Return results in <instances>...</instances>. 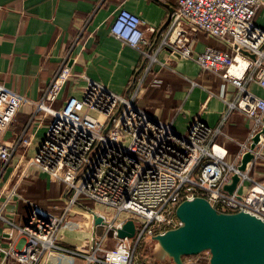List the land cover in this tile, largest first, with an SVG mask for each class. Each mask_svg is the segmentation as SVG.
I'll return each mask as SVG.
<instances>
[{
  "label": "built area",
  "instance_id": "1",
  "mask_svg": "<svg viewBox=\"0 0 264 264\" xmlns=\"http://www.w3.org/2000/svg\"><path fill=\"white\" fill-rule=\"evenodd\" d=\"M260 13L264 14V0H177L168 29L153 52L142 49L147 40L139 14L121 7L109 27L115 38L142 52L149 61L146 70L155 62L162 63L158 56L168 50L183 59H194L201 70L214 72L237 88V99L227 101V107L245 112L253 126L245 140L228 137L239 146L232 159L225 143L216 140L221 126L195 117L181 131L139 107L136 99L143 90V76L128 96L82 75L85 84L56 107L73 74L66 58L45 86L23 133L7 144L5 132L25 97L0 82V180L9 168L14 171L0 199V220L8 221L20 236L8 248L0 244V251L21 264H38L52 250L81 254L87 264H141L136 260L137 249L153 243L154 235L176 227L180 222L176 206L199 195L221 211L244 210L264 220V182L250 174L258 163L264 166V133L251 149L252 160L245 169L238 168L243 153L250 149L251 137L264 127V98L248 89L250 82L264 88V25L254 20ZM201 31L225 47L206 46L195 52L194 40ZM47 115L50 121L35 153L24 158L36 136L35 126ZM19 152L21 161L12 163ZM32 168L63 184V213L54 215L26 198L31 208L24 222L17 223L7 218L5 210L12 199L23 198L18 186ZM234 173L240 180L230 193L223 185ZM82 198L114 211L108 218L103 211L89 210L92 217L101 214L107 228L104 236L93 232L89 250L58 243L62 225ZM128 218L135 221V235L119 238L117 229ZM110 231L115 242L107 247L104 240ZM182 259L185 264H209L210 251L183 255Z\"/></svg>",
  "mask_w": 264,
  "mask_h": 264
},
{
  "label": "crops",
  "instance_id": "2",
  "mask_svg": "<svg viewBox=\"0 0 264 264\" xmlns=\"http://www.w3.org/2000/svg\"><path fill=\"white\" fill-rule=\"evenodd\" d=\"M176 4L177 0H0V82L25 97L5 132L4 141L11 143L23 133L45 86L66 58L73 74L61 90L56 107L74 89L85 84L82 75L97 78L116 93L128 96H132L138 86L137 79L143 76V90L136 99L139 107L181 131H185L195 117L209 125L221 126L222 133L216 140L225 143L229 156L233 157L239 146L228 137L245 140L253 126L252 119L245 112L227 107V101L237 99V88L220 75L201 70L194 59H183L168 50L161 51L158 56L163 64L155 62L146 70L149 61L143 58L142 52L121 42L110 32L113 18L119 8L125 7L143 19L147 42L142 49L153 52L168 29L167 20ZM263 18L264 14L260 13L254 20L264 25ZM194 42L195 52L203 51L206 46L225 47L205 31L197 34ZM248 89L264 98V88L257 82L248 83ZM39 113L43 116L42 111ZM49 121L47 115L35 126L36 136L24 158L35 153ZM20 155L19 152L12 163L20 162ZM10 169L0 180V199L4 197L7 181L14 173ZM32 179L43 181L42 187L51 199L56 197L54 200L62 201L59 212H54L61 215L63 184L51 181L42 172ZM258 179L264 182V174ZM23 198L15 197L5 210L7 218L10 216L17 223H23L29 211L25 208L26 198ZM90 209L91 206L82 201L73 207L72 217L66 218L61 227L59 244L89 250L94 231L105 235L107 228L103 224L95 225ZM19 237L18 231L8 221L0 220L1 245L8 248L10 242L15 243ZM114 242L110 231L104 244L110 247ZM0 264L21 263L0 251ZM38 264H87V261L78 253L52 250Z\"/></svg>",
  "mask_w": 264,
  "mask_h": 264
},
{
  "label": "water",
  "instance_id": "3",
  "mask_svg": "<svg viewBox=\"0 0 264 264\" xmlns=\"http://www.w3.org/2000/svg\"><path fill=\"white\" fill-rule=\"evenodd\" d=\"M170 17L167 20L169 22ZM264 127L251 137L250 149L242 155L238 168L245 169L252 160ZM239 174L234 173L223 189L234 192ZM180 220L174 228L154 235L155 249L173 264H185L182 256L210 251L209 264H264V220L247 211H221L204 196L184 199L176 206ZM94 223L105 224L101 214L94 213ZM137 227L128 218L117 229L119 238L133 237Z\"/></svg>",
  "mask_w": 264,
  "mask_h": 264
},
{
  "label": "rangeland",
  "instance_id": "4",
  "mask_svg": "<svg viewBox=\"0 0 264 264\" xmlns=\"http://www.w3.org/2000/svg\"><path fill=\"white\" fill-rule=\"evenodd\" d=\"M262 21L264 22V18L262 19ZM228 158L232 159V157L230 156H228ZM30 170L33 171L34 173L33 172L31 173L30 171L26 173V175L22 178L20 185L18 186V191L19 192L21 191L20 193L24 198H28V200H32L34 203L38 204L40 207H43L48 212H51L52 214H54V212L55 213L59 212V209L62 205V201L54 200L56 197H53L54 199L50 198L49 193H47V190L45 191V187H42L43 181H40L39 179L37 181H32L33 180L32 177L33 176L35 177V175H37V173L40 172L38 168H32ZM263 170H264V166L258 163L257 167L254 170L250 171V174L258 179L259 176L263 174ZM244 184L246 185L247 182H245ZM81 201L85 205H90L91 209L105 212L108 218L111 216L112 212H114L113 209H110L99 202L90 201L85 198H82ZM24 203L25 202H23V204ZM25 205H27L25 206L27 210L30 209L31 204L28 201L25 203ZM121 217L122 218L126 217V214L123 213ZM136 260H138L141 264H143L144 262L146 264H172V262L169 259L163 257L159 253V251L155 249L154 242L150 243L149 245L144 244L143 248H138L136 251Z\"/></svg>",
  "mask_w": 264,
  "mask_h": 264
},
{
  "label": "trees",
  "instance_id": "5",
  "mask_svg": "<svg viewBox=\"0 0 264 264\" xmlns=\"http://www.w3.org/2000/svg\"><path fill=\"white\" fill-rule=\"evenodd\" d=\"M28 199V198H27ZM30 201H32V200H30ZM27 202V201H26ZM33 202V201H32ZM30 210V209H29Z\"/></svg>",
  "mask_w": 264,
  "mask_h": 264
}]
</instances>
